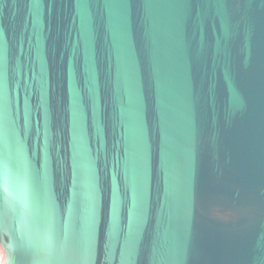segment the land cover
<instances>
[{"label": "water", "instance_id": "obj_1", "mask_svg": "<svg viewBox=\"0 0 264 264\" xmlns=\"http://www.w3.org/2000/svg\"><path fill=\"white\" fill-rule=\"evenodd\" d=\"M10 254L264 264V0H0Z\"/></svg>", "mask_w": 264, "mask_h": 264}, {"label": "snow or ice", "instance_id": "obj_2", "mask_svg": "<svg viewBox=\"0 0 264 264\" xmlns=\"http://www.w3.org/2000/svg\"><path fill=\"white\" fill-rule=\"evenodd\" d=\"M8 247H9V249L11 248L10 245H9ZM11 260H12V257H11V254H10V255H9V264H11Z\"/></svg>", "mask_w": 264, "mask_h": 264}]
</instances>
